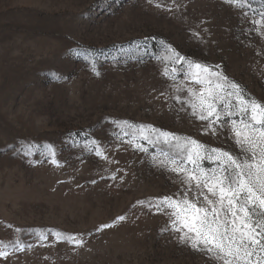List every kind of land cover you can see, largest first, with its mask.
I'll return each mask as SVG.
<instances>
[{"label":"rangeland","instance_id":"obj_1","mask_svg":"<svg viewBox=\"0 0 264 264\" xmlns=\"http://www.w3.org/2000/svg\"><path fill=\"white\" fill-rule=\"evenodd\" d=\"M261 13L264 0H0V264H215L149 208L185 186L160 164L175 141L135 126L238 152L192 115L200 86L168 47L264 103Z\"/></svg>","mask_w":264,"mask_h":264},{"label":"snow or ice","instance_id":"obj_2","mask_svg":"<svg viewBox=\"0 0 264 264\" xmlns=\"http://www.w3.org/2000/svg\"><path fill=\"white\" fill-rule=\"evenodd\" d=\"M227 2L243 7L247 0ZM260 15L262 19L254 23L264 27V13ZM168 51L172 62H186L190 82L200 86L186 89V103L192 115L207 122V133L216 135L218 129L230 133L238 152L209 148L192 137H177L150 125L135 126L141 134L146 129L157 133L156 143L175 141V152L162 153L164 160L160 164L175 173L185 186L179 197H157L149 208L167 209L170 228L180 234V242L205 251L215 264H264V103L246 96L239 84L228 81L222 73L181 56L170 46ZM164 74L169 75L167 69ZM184 90L176 86V91ZM136 147L145 150L142 145ZM97 155H101L99 150ZM205 160L216 167L204 168ZM125 219L117 217L118 221ZM67 239L83 245L76 236ZM6 256L0 251V257Z\"/></svg>","mask_w":264,"mask_h":264}]
</instances>
